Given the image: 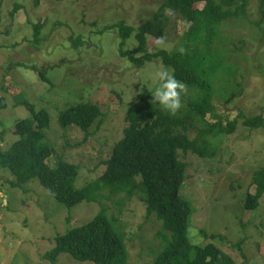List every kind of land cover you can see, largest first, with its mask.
<instances>
[{"label":"rangeland","instance_id":"obj_1","mask_svg":"<svg viewBox=\"0 0 264 264\" xmlns=\"http://www.w3.org/2000/svg\"><path fill=\"white\" fill-rule=\"evenodd\" d=\"M161 2L0 0V96L7 102V108L0 109V150L6 151L18 139L16 123L30 117L26 101L49 117L45 141L54 146L55 153L47 163L54 166L60 157L78 165L77 188L98 179L113 145L128 126L129 109L134 104L160 109L151 103L150 90H155L156 81L150 74L160 68L173 72L158 58L138 68L121 57L117 30L108 26L124 21L133 28L123 46L133 52L138 26ZM257 2L250 0L246 16L222 20L209 43L213 54L194 63L196 75L212 84L213 110L203 121L191 113L185 98L194 103L205 91L186 85L182 108L175 115L188 116V121L172 129L195 149L185 151L184 147L177 154L186 168L179 196L190 206L187 238L192 244L189 230L195 228L200 238L196 246L211 243L237 264H264V192L256 208L244 206L246 195L259 190L252 178L264 164V127H243L247 117L264 118V22L260 28L254 24L259 19ZM15 4L20 8L10 16ZM38 24L41 30L36 38L34 26ZM187 27L179 15H172L162 41L147 37L149 51L174 53L183 48L180 53L192 56L185 48ZM77 38L81 42H73ZM204 47L201 43L200 48ZM218 59L224 63L220 65ZM38 73L49 83L41 81ZM19 100L24 104H18ZM79 103L94 104L102 112L88 135L74 125L62 128L58 120L62 112ZM232 120L239 125L233 133L208 125L221 121L225 126ZM14 179L0 166V264H51L44 254L54 247L55 238L102 210L124 237L127 264H151L170 238L154 212L147 217L139 192L128 199L124 192L111 194L110 188L98 186L96 201H83L69 210L38 180L19 187L11 185ZM201 231L217 237L205 238ZM56 264L95 263L61 254Z\"/></svg>","mask_w":264,"mask_h":264},{"label":"trees","instance_id":"obj_2","mask_svg":"<svg viewBox=\"0 0 264 264\" xmlns=\"http://www.w3.org/2000/svg\"><path fill=\"white\" fill-rule=\"evenodd\" d=\"M196 4L200 8H195ZM249 6L250 0H162L159 8L138 26L135 35L137 46L133 52L123 50L125 41L133 33L131 26L119 21L108 28L117 30L120 56L130 59L138 68L158 58L164 66L172 68L176 79L189 87L204 90L205 95L197 98L194 103L185 98L190 112L200 116L203 121L204 116L213 110L212 84L196 75L194 63H197V59L204 61L213 54L209 43L217 35L220 22L246 16ZM19 8L15 4L10 16ZM256 12L259 19L254 24L260 28L264 22V0H258ZM172 15H179L188 26L184 37L187 40L185 48L190 49L192 56L187 52L182 54L164 49H148L147 37L154 38L156 42L162 41ZM40 30V24L34 26L36 38ZM73 42L79 43L81 40L77 38ZM201 43L205 46L203 49L200 48ZM218 60L220 65L224 63L223 59ZM38 76L41 81L49 83L43 74L38 73ZM24 107L30 117L16 123L14 134L18 139L6 151L0 150V166L8 169L15 178L11 185L21 187L36 179L59 204L69 210L83 201H96L95 190L98 186L110 188L111 194L124 192L128 199L139 192L147 217L154 212L165 230L170 232V238H166L165 246L156 253L151 264H237L223 249L211 243L199 247L191 244L187 238L190 206L188 201L179 196L186 168L178 161L177 154L178 150L185 148V151L195 149L193 144L186 146L185 136L173 134L172 129L183 125L188 116L169 115L157 108L134 104L127 113L128 126L124 129L123 137L113 145L102 175L83 188H77L75 181L79 173L78 165L59 160L60 157L54 166L47 163L48 158L55 153L54 146L45 141L48 140L45 134L49 125L47 112L43 109L35 110L26 101ZM6 108V100L0 96V109ZM101 114L98 106L79 103L62 112L58 120L62 128L74 125L88 135V129ZM208 125L215 129L218 126L221 133H233L239 126L236 120L228 121L225 126L221 121ZM243 125L249 128L264 127V118L260 115L247 117ZM252 182L259 190L246 195V209L256 208L264 192V164L254 172ZM201 233L205 238L217 237L209 236L204 231ZM228 245L235 246V243L229 242ZM240 252H243L242 245ZM61 254H68L81 262L93 261L95 264H127L128 261L124 237L115 229L112 219L104 210L89 222L58 235L54 247L45 252L44 258L56 264Z\"/></svg>","mask_w":264,"mask_h":264},{"label":"clouds","instance_id":"obj_3","mask_svg":"<svg viewBox=\"0 0 264 264\" xmlns=\"http://www.w3.org/2000/svg\"><path fill=\"white\" fill-rule=\"evenodd\" d=\"M183 52L184 49H179ZM150 78L156 81L155 90L151 91L153 106H159L161 111L167 112L169 115H175L182 108L181 96L186 91V85L166 68H160L150 74ZM191 242L193 245H199L200 238L195 228L189 230Z\"/></svg>","mask_w":264,"mask_h":264}]
</instances>
